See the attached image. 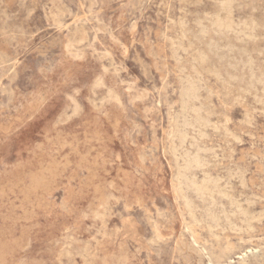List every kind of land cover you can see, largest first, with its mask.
<instances>
[{
	"label": "rangeland",
	"instance_id": "1",
	"mask_svg": "<svg viewBox=\"0 0 264 264\" xmlns=\"http://www.w3.org/2000/svg\"><path fill=\"white\" fill-rule=\"evenodd\" d=\"M225 1L0 0V264H264V0Z\"/></svg>",
	"mask_w": 264,
	"mask_h": 264
},
{
	"label": "bare ground",
	"instance_id": "2",
	"mask_svg": "<svg viewBox=\"0 0 264 264\" xmlns=\"http://www.w3.org/2000/svg\"><path fill=\"white\" fill-rule=\"evenodd\" d=\"M228 5H229V0H226L225 1ZM222 9H225V10H227V16H225L224 18H220V17H216L215 19H214V24H216L217 25V27L220 29V30H226V29H228L230 26H231V16H230V13H229V11H228V7L226 6V4L225 5H223L222 6ZM199 59L201 60V62H204L205 61V59H206V57L203 55V54H199ZM194 90H195V86L194 85H192V87L188 90V91H186V95L187 96H189V97H193V95L195 94L194 93ZM193 162H197V159H191ZM189 166V165H188ZM185 172V171H184ZM191 177V176H190ZM192 182L194 183V184H196V182L194 181V180H192ZM181 186V185H180ZM198 188H202L201 186H199L198 185ZM229 225V224H228ZM230 226V225H229ZM124 252V251H123ZM123 252H121V253H123ZM117 254H120V253H117ZM124 254V253H123ZM122 254V255H123ZM118 257V256H117ZM244 257V256H243ZM111 258V257H110ZM113 259V258H112ZM114 259H116L115 257H114ZM120 259V258H119ZM118 259V260H119ZM112 261V260H111ZM120 261V260H119ZM123 262H125V261H123ZM113 264H115L114 262H112ZM118 263V262H117ZM122 263V262H121ZM210 264H212V262L210 263Z\"/></svg>",
	"mask_w": 264,
	"mask_h": 264
}]
</instances>
